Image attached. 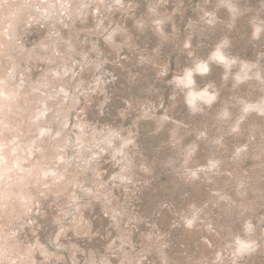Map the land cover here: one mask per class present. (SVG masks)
Masks as SVG:
<instances>
[{
    "label": "rangeland",
    "instance_id": "rangeland-1",
    "mask_svg": "<svg viewBox=\"0 0 264 264\" xmlns=\"http://www.w3.org/2000/svg\"><path fill=\"white\" fill-rule=\"evenodd\" d=\"M0 264H264V0H0Z\"/></svg>",
    "mask_w": 264,
    "mask_h": 264
},
{
    "label": "bare ground",
    "instance_id": "bare-ground-1",
    "mask_svg": "<svg viewBox=\"0 0 264 264\" xmlns=\"http://www.w3.org/2000/svg\"><path fill=\"white\" fill-rule=\"evenodd\" d=\"M213 56L216 57V61L218 63H220L221 65H225V66H228V64H226L224 62V59H223V56L220 52L219 49L215 50V52L213 53ZM206 66L203 65V64H198L196 67H195V70L197 71V73L199 75H204L205 74V71H202L201 69L202 68H205ZM244 66L242 65L241 66V70L240 74H237V79L240 80L241 78H244L246 76V71L244 70ZM183 80H185V83L184 84V87H186L187 89V93H186V97H187V102H188V105L190 107L193 106V101L196 99L195 97L197 96L198 99H200L201 101H203L204 104L208 105L211 101H213V96H211L210 94L207 93L206 90H203L202 92L198 93V92H194L193 89H192V80H191V77H190V71H186L183 75V77L181 79H178L175 81V84L176 83H179ZM261 102L259 103V106L257 105L256 108L260 111L261 110ZM194 107V106H193ZM192 107V108H193ZM248 108V106H245L244 107V110H246Z\"/></svg>",
    "mask_w": 264,
    "mask_h": 264
},
{
    "label": "clouds",
    "instance_id": "clouds-1",
    "mask_svg": "<svg viewBox=\"0 0 264 264\" xmlns=\"http://www.w3.org/2000/svg\"><path fill=\"white\" fill-rule=\"evenodd\" d=\"M257 31H258V30H257ZM201 70H202V71H207V69H206V68H202Z\"/></svg>",
    "mask_w": 264,
    "mask_h": 264
}]
</instances>
